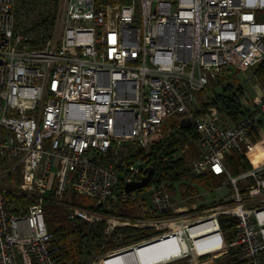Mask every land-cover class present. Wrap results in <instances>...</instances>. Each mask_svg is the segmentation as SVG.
Here are the masks:
<instances>
[{"label": "built area", "instance_id": "obj_1", "mask_svg": "<svg viewBox=\"0 0 264 264\" xmlns=\"http://www.w3.org/2000/svg\"><path fill=\"white\" fill-rule=\"evenodd\" d=\"M262 12L264 0H0V183L16 178L0 184V264H56L41 203L69 189L90 201L70 206L69 222L104 224L116 244L120 229L153 233L111 253L170 235L190 242L189 229L205 224L197 240L222 247L191 253L190 264L229 248L243 264H264V163L236 176L226 163L261 130L264 89L231 126L199 112L196 99L222 72L264 60ZM174 118L197 136L189 172L229 189L209 214L185 216L152 182L151 146ZM149 169L146 186L126 191ZM9 197L37 202L15 210ZM221 216L235 219L228 245Z\"/></svg>", "mask_w": 264, "mask_h": 264}, {"label": "rangeland", "instance_id": "obj_2", "mask_svg": "<svg viewBox=\"0 0 264 264\" xmlns=\"http://www.w3.org/2000/svg\"><path fill=\"white\" fill-rule=\"evenodd\" d=\"M264 15V12L259 14V17H262ZM256 67H253L245 72H240L236 70H227L221 73V75L218 77V79L210 84L205 91L202 93H199L197 96V103L201 107L204 106L205 103H208L210 99H212L214 94H220L223 90V88L227 85H231L234 90L238 89L241 91V88L243 90V94L240 96L239 91L237 93L239 98V104L242 110H245V106H252L254 103H252L251 99L252 96L255 95V92L258 90L257 84H262L261 80L258 78V76L255 73ZM257 83V84H256ZM204 112L210 113L214 119L217 121V123L224 125V126H231L237 123L240 119V116L236 119L229 116V119L226 117L225 114L219 112V110L214 107L213 105L207 106V108L204 110ZM234 119V120H233ZM176 120L175 119H169L165 124V129L162 131V136L159 138H162L163 136L168 133V126L175 125ZM191 141L188 140V150L185 155L182 157L185 159V162L191 161L196 153V144H191ZM181 148V147H180ZM179 149L176 152L177 156H179ZM240 155L244 157L248 161L247 164L250 168L256 167L260 164L264 163V123H261V130L257 132H252L249 137L247 138L246 144H244L239 152H234L230 155L232 157L233 155ZM176 156V154H175ZM229 158V157H228ZM188 169V168H187ZM231 171V169H229ZM243 173V172H242ZM241 174V173H240ZM10 180L2 181L0 184H9V183H16L13 175H11ZM167 190L169 193L173 196L175 205L177 208L186 207L187 212L185 213V216L187 215H193L195 216L199 215H206L209 214L210 211H212L215 208H222L225 206L227 197L230 195L229 189L222 186L221 181H215V186H217L212 191L210 190H204L201 187L195 186L193 187L194 196L192 198H189L187 196H184V187H180L179 185H176L174 187L173 193L169 189L167 185ZM68 194L65 195L61 199V202L52 201L50 207L47 203V200H43L41 205L44 208L45 211V223L48 227L52 229L60 228V226L63 228L66 227V238L68 242H72L75 240V236L73 234H70L72 231V228L76 224H81L82 222H77L74 224H68L65 221V211H63V207L68 210L70 206H77V207H85L90 203V201L83 197H77L72 193V190H68ZM142 195L145 197L146 200H148V197L143 192ZM56 200V199H55ZM22 202L25 203V206L36 203L37 199L34 198H27L22 199ZM50 202V201H49ZM69 203V204H67ZM25 206L21 205V203L11 204V208L17 210L21 209L24 211ZM125 208V207H124ZM130 210L123 209L121 211L122 216H131L133 213H131ZM127 214V215H124ZM193 216L192 218H194ZM100 223L92 224L93 226H96ZM74 225V226H72ZM83 230L88 231L89 226L91 224L85 223L83 224ZM190 233V242H186L184 246H181L178 244L176 239L173 237H168L163 240H159L157 242H154V244H148L146 247L150 248L148 249V253L146 254L147 262H142L139 264H165L169 260H172L178 256H183L185 253H195L197 250L203 249V253H214L217 254L220 250V244H218L217 240L215 238H210L208 240H197L200 236H202L204 233L208 232L209 229L203 224L191 227L189 229ZM118 233V232H117ZM116 233V234H117ZM118 240V237H115ZM108 245L102 247L99 253L97 252H90L86 253L83 252L82 256L80 257V263L79 264H95L102 263L107 255H110L111 252L114 250V248L118 247L119 245H122V237L119 244H116V240L109 239ZM63 251L66 252H72L73 247L70 246L68 243H62L60 244ZM111 246V247H110ZM123 246V245H122ZM110 253V254H109ZM111 256V255H110ZM149 257V258H148ZM191 256L177 260L174 262H170L168 264H190L189 259ZM226 256H219L218 258H206L199 262V264H218L222 263L226 260ZM130 264V263H127Z\"/></svg>", "mask_w": 264, "mask_h": 264}, {"label": "trees", "instance_id": "obj_3", "mask_svg": "<svg viewBox=\"0 0 264 264\" xmlns=\"http://www.w3.org/2000/svg\"><path fill=\"white\" fill-rule=\"evenodd\" d=\"M258 19L264 21V15H262V17H258ZM255 73L259 77L261 82L264 83V60L257 65ZM238 91L239 95L241 96L243 94L242 88L241 91L238 89L234 90L231 85H227L223 88L220 94H214L212 99H210L208 103H205L204 106L201 105L200 107L198 105V111L203 112L207 108V106L213 105L219 110V112L225 114L228 119L229 116L234 119L238 118L239 116L241 118L247 110L245 109L243 111L240 107L239 98L237 95ZM174 119L176 120V122H178L177 118ZM176 125H169L168 133H166V135L162 138H159L151 146L149 162L153 163L154 173L152 175V182L167 185L172 193L176 185H179L181 188L184 187V196H187L189 198H192L194 196L193 187L195 186L201 187L204 190L212 191L217 187L215 186V181H220V179L209 173L203 175H192L187 169L185 159L183 157L177 156L176 153L180 147L187 143L188 140L191 141L190 145L193 143L196 144L197 136L194 131V127L192 126L189 129L184 130L181 129L179 125ZM228 157L229 158H227L226 163L228 168L231 169V173L234 176L251 169L250 164L249 166L247 164L248 161H244L246 160L244 157L236 154L232 157ZM11 177L12 176L9 175L8 179L6 180H10ZM8 199L10 205L21 203V205L25 206V203L22 202V199L24 198L9 197ZM45 200H47V204L50 207H52V201L61 202V199L55 200L53 195H50V197ZM63 211H65L64 217L65 221L68 224L70 223L75 225L77 222L82 223L76 224L75 226L72 225L74 227L72 228L70 234H73V236H75L76 238L72 242H68L66 238L67 229L65 226L63 228L60 226V228L52 229L46 224L47 230L52 234L53 246L57 249L55 253L56 264H79L80 257L85 250L86 253H99L102 247L108 245L107 242L109 239H106L103 234L104 224L100 223L96 226H93L91 224L88 231H85L83 230V224H90L89 222H69L67 219V210L64 207ZM219 223L223 233V241L228 245V243H230L232 240V230L235 225V219L227 216H221L219 219ZM205 226L210 229L208 225ZM118 233L122 236L123 246H130L142 241L143 239H147L153 236V233L150 234L144 231L132 229H120L118 230ZM65 242L73 247L72 252H66L62 250L60 244ZM221 247L222 244L220 245V248ZM135 248L136 247H133L132 249ZM132 249H129L127 251H130ZM224 256H226L227 259L224 262L218 264H243L239 259L238 250L236 249L229 248Z\"/></svg>", "mask_w": 264, "mask_h": 264}, {"label": "crops", "instance_id": "obj_4", "mask_svg": "<svg viewBox=\"0 0 264 264\" xmlns=\"http://www.w3.org/2000/svg\"><path fill=\"white\" fill-rule=\"evenodd\" d=\"M257 86H258V90L255 92V95L252 96L251 99L252 103H255L257 98L260 96L261 90L264 89V83L262 82V84H257ZM149 248L150 246L149 247L141 246V247H136L135 249H132L130 251L126 250V251L114 253L111 256L107 257L104 260V263L101 264H127V263L138 264L142 262H147V259L145 257L146 254L148 253L147 251ZM119 256H120L119 259L111 260Z\"/></svg>", "mask_w": 264, "mask_h": 264}, {"label": "water", "instance_id": "obj_5", "mask_svg": "<svg viewBox=\"0 0 264 264\" xmlns=\"http://www.w3.org/2000/svg\"><path fill=\"white\" fill-rule=\"evenodd\" d=\"M179 126H180L181 129H184V130L189 129L190 126H191L190 120H188V119L180 120ZM146 172H147V175H146V177L144 179H142L138 183H133V184L127 185L126 186V191H134V190H138V189H141L144 186H146L149 183V181H150L152 170L149 169ZM119 258H120V256L116 257V258H113L111 260H116V259H119Z\"/></svg>", "mask_w": 264, "mask_h": 264}, {"label": "bare ground", "instance_id": "obj_6", "mask_svg": "<svg viewBox=\"0 0 264 264\" xmlns=\"http://www.w3.org/2000/svg\"><path fill=\"white\" fill-rule=\"evenodd\" d=\"M168 237H173L174 239H176V241L178 242V244H180L181 246H184V245L186 244V242L183 241L182 238H179V235H177V236L170 235V236H165V237H162V238H159V239H157V240H154V241H151V242H147V243H144V244H141V245H136V246L128 247L127 249L122 250V251H126V250H129V249H132L133 247L146 246V245H148V244H151V243L157 242V241H159V240L166 239V238H168ZM122 251H119V252H122ZM196 252L199 254V253H203L204 250H203V249H200V250H197ZM114 253H118V252H114ZM114 253H111L110 255H112V254H114ZM190 254H191V253H190ZM190 254L185 253L183 256H178V257H176V258H174V259H172V260H169V261L166 262L165 264H168V263H170V262H173V261L177 260V259L180 258V257H184V256H187V255H190ZM110 255H107L106 258L109 257ZM102 263H104V261H103Z\"/></svg>", "mask_w": 264, "mask_h": 264}]
</instances>
